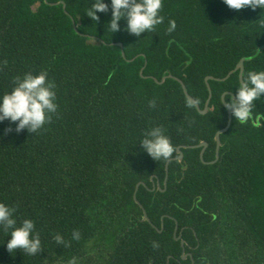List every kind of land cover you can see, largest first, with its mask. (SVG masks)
<instances>
[{
    "label": "trees",
    "instance_id": "obj_1",
    "mask_svg": "<svg viewBox=\"0 0 264 264\" xmlns=\"http://www.w3.org/2000/svg\"><path fill=\"white\" fill-rule=\"evenodd\" d=\"M47 1L65 2L67 13L45 0H0V95L25 73L44 72L57 104L35 134L0 122V203L18 225L33 220L41 240L35 256L9 253L0 228V264H264V100L251 120L232 116L216 162L191 147L178 161L177 147L202 141L203 160L215 158L228 120L222 94H234L239 70L208 79L205 114L178 80H154L179 78L203 109L207 76L225 77L241 58L243 78L264 70V5L163 0V22L135 37L123 19L110 32V0L98 21L87 16L93 0ZM153 127L174 145L164 191L167 160L140 144ZM139 182L148 221L133 198Z\"/></svg>",
    "mask_w": 264,
    "mask_h": 264
},
{
    "label": "clouds",
    "instance_id": "obj_2",
    "mask_svg": "<svg viewBox=\"0 0 264 264\" xmlns=\"http://www.w3.org/2000/svg\"><path fill=\"white\" fill-rule=\"evenodd\" d=\"M234 10L245 7L255 8L264 5V0H223ZM163 0H110V22L108 29L111 33L120 31V21L125 23L124 30L135 37L151 31L156 25L163 22L160 11ZM98 13H109V4L105 0H93L88 8L87 16L98 21ZM264 28V22L260 25ZM176 28L174 20L169 21L168 31ZM54 84L47 79V73H25L17 78L15 86L0 95V122L8 120L15 124V131L27 130L36 133L50 119L51 114L57 111L55 103ZM264 100V70L249 71L246 78H242L234 94H228L222 100L232 116L244 123L252 119L253 110L257 101ZM155 107L154 102H150ZM144 151L154 160H168L174 152V145L160 127H153L140 141ZM14 208L0 203V228L5 230V237H9L5 244L9 253L16 250L35 256L41 251V240L35 231V223L31 219L22 220L19 225L14 216ZM79 232H73V239H79ZM58 244L63 243L59 235L55 237ZM154 247L158 244L154 243Z\"/></svg>",
    "mask_w": 264,
    "mask_h": 264
},
{
    "label": "water",
    "instance_id": "obj_3",
    "mask_svg": "<svg viewBox=\"0 0 264 264\" xmlns=\"http://www.w3.org/2000/svg\"><path fill=\"white\" fill-rule=\"evenodd\" d=\"M45 1H46L48 4H50V5L62 4L63 9H64V11L66 12V4H65V2H63V1H58V2H53V3H51V2H48L47 0H45ZM66 13H67V12H66ZM72 22H73L74 29L77 30L76 25H75V22H74L73 19H72ZM113 44H116V45H118V46L120 47V49H121V54H122L123 57H125V52H124V49H123V44H122L121 42H116V43H113ZM142 70H143V68L141 69V72H142ZM236 70H239V80H240V82H241V80H242V78H243V71H244V58H241L240 61H239V62L237 63V65L235 66V68H234L232 71H230L225 77H222V78H214V77H212V76H207V77L205 78V82H206V85H207V88H208V91H209V95H208L207 100L205 101V104H204L203 109H201V108L199 107L198 103L194 100V98H192V97L189 95V93L187 92V90H186V88H185L184 83H183L182 80H180L179 78L174 77V76H172L171 74H168V75L163 76V77L161 78V80H159V81H158L157 79H155V78H154V80H155L157 83L162 84V83L164 82V80H165L167 77H169V78H175L176 80H178V81L180 82V84L182 85V88H183V91H184L186 97H187L191 102H193V103L195 104V106H196L197 110L199 111V113H201V114H205V113H207L208 110H209V102H210V99H211V96H212V92H211L210 85H209V83H208V79H215V80H221V81H223V80H226V79L229 77V75H230L232 72L236 71ZM226 94H232V93H230V92H224V93L222 94V100L225 98V95H226ZM226 111H227V114H228L227 124H226L225 127L219 129V130L216 132V134H215L216 148H215V158H214L213 160H211V161H204V160H203V153H204V150H205V148H206V146H207V143H206V142H203V141L200 142V143H198V144H195V145H190V146H185V145H183V146H179V147H177V149H176L177 156L173 157L172 159H174V160H178V161H181L182 158H183V153H182V151H181L180 148H181V147H184V148L191 147V148H201V150H200V158H201V160H202L204 163L212 164V163L216 162L217 159L219 158V149H220V146H221L220 134L223 133V132H225V131L228 129V127H229V125H230V123H231V120H232V114L228 111V109H226ZM169 161H170V159H168V160L166 161V164H165V180H164V188L162 189V191H164V189H165V187H166V180H167V176H168V164H169ZM141 184H143V183H142V182H139V183L136 184V187H135V190H134V194H133V198H134V200L138 203V205H139V206L142 208V210H143V220H147V221H148L149 219H148V217H147V214H146V212H145L143 206H142V205L140 204V202H138L137 199H136V191H137L139 185H141ZM157 187L160 189V186H159V182H158V181H157ZM177 228H178V224H177V222H176L174 235L176 234ZM175 239L179 240V239H180V235L177 236V237H175ZM180 241H181V245H182V247H183L182 258L185 259V258L187 257V255L184 253V240H180Z\"/></svg>",
    "mask_w": 264,
    "mask_h": 264
},
{
    "label": "rangeland",
    "instance_id": "obj_4",
    "mask_svg": "<svg viewBox=\"0 0 264 264\" xmlns=\"http://www.w3.org/2000/svg\"><path fill=\"white\" fill-rule=\"evenodd\" d=\"M86 264H93V263H86Z\"/></svg>",
    "mask_w": 264,
    "mask_h": 264
},
{
    "label": "flooded vegetation",
    "instance_id": "obj_5",
    "mask_svg": "<svg viewBox=\"0 0 264 264\" xmlns=\"http://www.w3.org/2000/svg\"><path fill=\"white\" fill-rule=\"evenodd\" d=\"M155 187V185L153 186V188Z\"/></svg>",
    "mask_w": 264,
    "mask_h": 264
}]
</instances>
